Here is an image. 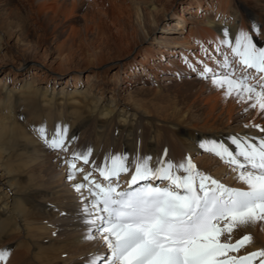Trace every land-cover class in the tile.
Masks as SVG:
<instances>
[{
  "label": "bare ground",
  "instance_id": "obj_1",
  "mask_svg": "<svg viewBox=\"0 0 264 264\" xmlns=\"http://www.w3.org/2000/svg\"><path fill=\"white\" fill-rule=\"evenodd\" d=\"M200 4L198 3L196 8ZM255 5H259L262 11L264 9V0H262L261 4L255 2ZM240 6L243 7V5ZM181 8L184 10L183 13L178 15L177 19L171 21V23L165 24L156 37L152 36H154V31H156L161 20L156 22L152 20L153 23L150 22V28L143 34L141 41L145 42L152 37L151 45H155L154 47L157 50L165 52L174 58L178 53L179 56L184 57L187 52L199 47L200 43H196L194 40L189 41L188 37L184 36L187 32V21L189 19L186 14H194L195 7L191 8L192 10L187 7ZM152 9L156 8L153 6ZM170 9L163 12V14L169 13L165 15V19L171 15L172 11ZM236 11L233 9L232 20L239 18ZM247 13L253 24L263 26L262 23L259 24V15L256 11L249 10ZM262 17H264V12ZM205 26L214 30L223 38H225L224 30L228 29L229 36L227 39L234 43V36L238 32L236 24L220 20H208ZM18 27L19 24L15 22H11L8 26L10 30H18ZM1 39L0 36V42ZM209 51H211L209 54L212 56V50L209 49ZM174 58H169L167 61L172 63L175 60ZM123 59H114L111 62L112 65L118 64L116 71L112 70L113 73L110 75L109 81L112 87L102 85L99 96L96 91H99L100 82L94 79V73L88 74L85 82H83L79 77L75 78L80 71L74 70L72 75L67 77L69 79L63 82L62 78L56 77V75L62 76V74L54 73L50 68L38 62H31L30 59H24L16 66L8 63L0 66V74H3L0 79V143L5 146L3 140L10 136L14 141L22 144L21 148H28L30 155L26 151L28 158L24 162L31 160L36 164L41 160L40 158L43 159L50 156L48 147L38 136L37 129L44 126L50 135L54 128L49 127V119L65 118L66 112H68L67 123L63 125L68 128L66 137L67 151L57 150L60 153V157L53 163V167L49 169L51 174L57 177V183V180L54 181L51 174L49 175L47 171L46 174L48 176L46 174L40 176V180L35 184H31V186L18 185L19 179L13 177L14 173L7 168L2 157H0V250L6 248V246L2 245L4 239L15 235L16 240L12 243L19 241L20 244H17V248L20 247L29 251L30 258L39 255L43 259L42 264H86L88 258L93 254L100 255L101 259L109 254L100 239L87 240L83 238L86 228L82 220V201L80 194L72 187L73 181H69L66 178L65 161L74 151L82 153L89 148L92 149V153L89 156V164L85 165L82 160L75 161L77 166L83 168L85 172L89 171L90 168L101 166L106 156L110 157L113 154L127 155L130 157L131 162L129 163V172L120 176L122 182H126L131 176L134 171L135 161L140 157H151L150 166H154L158 159L170 160L175 164H179L186 162L190 158L198 170L211 175L221 183L230 187L246 188V185L235 178L238 172L234 171L232 166L228 165V169H225V162L212 156L210 152L202 149L200 145L214 141L223 143L227 147H234L230 139L234 135L248 139L249 142L258 143L259 138L264 136V132L249 125L243 128L240 125H235L232 127L233 129L228 128L220 131L211 127L200 129V131L196 130V134L200 133L202 135L196 136L194 146H189L184 153H177L179 151V142L174 133L164 127V121L151 116L152 113L146 112L141 106L143 98H139V94L147 91L149 87L146 80L140 81V77H147L149 72L142 71L138 75L136 70L129 69L130 66H124ZM11 69L15 76L9 79V74L12 72ZM126 70H128V73L123 76ZM44 74L49 76L50 79H54L53 86L50 89L40 84L44 80ZM181 74L183 76L181 80H194L189 78L193 74L192 70L185 69ZM53 75L56 78L52 77ZM111 78L113 79L112 81ZM161 79L167 81L170 80V76L165 72L162 74ZM74 80L76 81L73 82ZM55 85L62 86L56 87ZM126 86L129 88L126 89ZM124 91L126 92L124 93ZM61 104L64 106L68 105L69 111L66 108H64L65 111H61L63 109L61 108L58 110V114H51L49 110H42L44 107L53 109ZM11 106L16 109L22 106L20 112H23V114L16 113L11 115ZM22 118H25L23 120L27 125ZM90 118H93L96 122L95 139L88 144L85 142L74 143V136L81 132L80 130L84 126L85 121ZM234 120L235 122H244L242 114L235 116ZM257 125L264 128V119ZM58 126L63 127L61 125H56L55 127L57 128ZM22 127H25V129ZM141 127L145 131L143 135L140 131ZM159 127L169 132L168 139L163 136V129ZM106 129L107 131L104 134L103 132ZM140 135L143 139H140ZM166 144H170L169 147L172 149L166 147L168 146ZM189 151L200 152V154L191 157ZM56 156L54 155L53 157L56 158ZM50 162H52V159ZM60 164L63 166L58 169V165L61 166ZM39 170L42 171L41 169ZM92 176L102 179L98 171H93ZM63 178H66V184H70V187L67 188L69 191H66L61 184ZM82 179V175L77 174L76 182ZM51 227L57 230V237L50 232L49 229ZM244 235H250L251 241L238 253L231 254L245 255L253 251L264 250V221H257L239 228L238 231L232 234V242L241 239ZM53 237H55V240L52 241ZM223 238L227 239L228 237L225 235ZM36 251H39V253ZM40 251H42L41 254ZM50 251L55 252L54 255L51 257L46 256ZM31 260L34 261L32 258ZM258 260L259 258L254 259L252 264H258ZM35 262L37 261L35 260Z\"/></svg>",
  "mask_w": 264,
  "mask_h": 264
},
{
  "label": "rangeland",
  "instance_id": "obj_2",
  "mask_svg": "<svg viewBox=\"0 0 264 264\" xmlns=\"http://www.w3.org/2000/svg\"><path fill=\"white\" fill-rule=\"evenodd\" d=\"M177 1L0 0V30L2 31L0 33L2 38L0 42V66L5 63L16 66L22 60L30 59L31 62H38L50 68L54 73L62 74V76L56 75V77L62 78L63 82L69 79L67 77L72 75L74 70L80 71L75 78L79 77L83 82H85L88 74L94 73V79L100 82L99 91H96L99 96L102 85L112 87L109 81L110 75L113 71H116L118 64L112 65L111 62L114 59L121 60L124 58V66H130L129 69L136 70L138 75L142 71L149 72L147 77H140V81L146 80L149 87L147 91L139 94V98H143L141 106L146 112L152 113L151 116L164 121V127L174 133L179 142L177 153H184L189 146H194L196 136L202 135L200 133L196 134V130L200 131V129L211 127L220 131L231 129L235 125H240L242 128L245 125H257L264 119V116L260 114V110L250 108L247 101H238L235 95L225 96V89L214 86L210 75L205 79L193 72L189 78L194 80H181L183 78L181 73L185 69L191 70L188 63H191L199 71L201 70V64L208 65L214 71H221V69H218L217 61H221L218 58H220V53L223 51L222 47L226 45H221L220 50H217L218 42L223 37L205 26V23L208 20H220L236 24L238 32L240 30L248 31L253 23L247 11L253 10L259 15V24L262 23L264 26V17H262L264 9L261 11L259 5H255V2L261 4L262 0ZM198 3L200 6L196 8ZM239 5H243V7H239ZM153 6L156 9H152ZM181 7H187L189 10L195 7L194 14H186L189 19L187 21V32L184 36H187L189 41L194 40L201 45L187 52L184 57L179 56L178 53L174 58L157 50L154 47L155 45L150 43L153 41L152 37H156L165 24L171 23V21L177 19L178 15L183 13L184 10ZM169 8L172 11L171 15L165 19V15L169 13L163 14V12ZM150 9L152 10L150 11ZM233 9L237 10L238 19L232 20ZM152 20L154 22L161 21L156 31H154V36L142 42L141 38L146 30L150 28V22L153 23ZM11 22L19 24L18 30L8 28ZM262 31H264V28H262ZM16 37L18 38L16 39ZM253 42L259 43L258 46H262L264 35H253ZM230 43L227 46L231 49L233 43L231 45ZM209 49L212 50V56L209 54L211 52ZM206 52L208 55H205ZM169 58L175 60L171 63L167 61ZM201 61L202 63H200ZM128 70L124 72L123 76L128 73ZM11 71L10 77L8 76L9 79L15 76L12 69ZM165 72L170 76V80L163 81L161 79L162 74ZM46 74L48 75V73ZM46 74L43 75L44 80L40 84L50 89L53 86L54 79H50ZM1 75L3 74H0V79ZM52 77H55V75ZM62 85L55 86L60 87ZM8 86L10 87V85ZM125 88L129 87L126 86ZM12 107L11 115L23 114V112H20L22 106H19L18 109ZM54 108L44 107L42 110H49L51 114H58V110L61 108H63L61 111H65L64 108L69 111L68 105L61 104ZM246 108L247 111H245ZM238 114H242L243 123L235 122V116ZM67 115L68 112H66L65 118L49 119V127L55 129L56 125L63 126L67 123ZM23 119L25 120V118ZM24 120L23 122L27 125ZM25 127L22 128L25 129ZM159 128L163 129L162 127ZM252 128L255 127L252 126ZM95 130V120L93 118L87 119L80 130L81 132L74 136V143H90L96 137ZM106 131L107 129L103 133L105 134ZM140 131L142 135L145 133L143 127L140 128ZM162 133L167 139L169 138L168 131L163 129ZM140 139H143L141 135ZM3 142H5V146L0 143V157H2L7 168L14 173L13 177L19 179L18 185L31 186V184L37 183L40 176L45 175L47 171L50 175L51 171L49 169L60 157L57 150L48 148V153H50L48 158L44 157V160L40 158L41 160L36 164L31 160L24 162L28 158L26 155L29 151L28 148H21L22 144L17 143L10 136L5 138ZM170 144H166L168 145L166 147H169ZM169 149L172 148L169 147ZM196 154H200V152L189 151L191 157L196 156ZM54 155H57L56 158L53 157ZM51 159L52 162H50ZM224 164V168L228 169L229 166L226 163ZM62 166L58 165V169ZM51 176L54 181L57 180V183V177L52 174ZM65 179L63 178L61 184L66 191H69L67 188L70 187V184H66ZM49 230L57 237L55 228L52 229L51 227ZM55 237L52 238V241L55 240ZM15 240V235L4 239L2 245L6 246L8 256L5 260L0 261V264L43 263V259L39 255L32 256L31 258L34 261L31 260L29 251L20 247L17 248V244H20L19 241L12 243ZM36 252L39 253V251ZM41 253L42 251H40ZM54 253L50 251L46 256L51 257ZM101 260H98V264H101Z\"/></svg>",
  "mask_w": 264,
  "mask_h": 264
},
{
  "label": "snow or ice",
  "instance_id": "obj_3",
  "mask_svg": "<svg viewBox=\"0 0 264 264\" xmlns=\"http://www.w3.org/2000/svg\"><path fill=\"white\" fill-rule=\"evenodd\" d=\"M262 28L253 24L248 31L235 34L232 57L224 55L217 61L221 71L206 64L202 71L191 63L188 67L202 78L210 75L214 86L225 89V96L235 95L238 101L249 102L250 108H258L264 116V47L253 42V35H264ZM228 36L225 29L218 51L221 45H229ZM249 70H255L251 77ZM250 78L255 82L249 83ZM252 126L264 132L260 125ZM37 133L48 148L67 151V126H58L50 135L41 126ZM230 139L236 152L214 141L200 147L232 166L238 172L235 178L246 188L221 183L198 170L190 158L179 164L158 159L150 166L151 157L138 158L127 186L120 188V176L129 172L130 157L106 156L101 166L85 172L75 161L89 164L92 149L72 152L65 161L66 178L73 181L72 187L82 201L83 238L100 239L109 253L102 257V264H252L256 258L258 264H264V250L231 254L251 241L250 235H244L232 242V234L264 221V136L258 143L236 135ZM93 171L103 180L95 179ZM77 174L83 177L79 182ZM7 256V249L0 250V261ZM100 259L93 254L86 264H97Z\"/></svg>",
  "mask_w": 264,
  "mask_h": 264
}]
</instances>
